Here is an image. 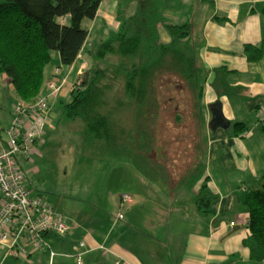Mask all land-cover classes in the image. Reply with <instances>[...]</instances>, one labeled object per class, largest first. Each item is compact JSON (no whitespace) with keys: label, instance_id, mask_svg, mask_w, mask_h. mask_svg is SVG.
Segmentation results:
<instances>
[{"label":"crops","instance_id":"0c3cea01","mask_svg":"<svg viewBox=\"0 0 264 264\" xmlns=\"http://www.w3.org/2000/svg\"><path fill=\"white\" fill-rule=\"evenodd\" d=\"M158 1L168 22L192 24V42L208 72L203 96L207 136L203 162L209 188L218 195L211 204L214 213L201 214L195 203L202 181L190 187L187 179L181 184V190L171 195L165 192L172 198L167 204L164 196L155 193L158 187L163 190L170 184L167 180L154 181L132 163L117 161L92 196L95 195L94 201L98 198V203L91 201L90 194L94 190H90L85 199L77 197L90 204V211L83 210L82 206L81 210L74 211V202L70 200L64 203V214L53 206L75 227L63 236H47L57 253L53 259L48 250L32 246L26 247V255L14 257H23L28 264H115L117 260L124 264H264V259H252L244 244V238L248 237L245 194L264 183V57L249 61L244 46L259 44L264 38V0ZM125 3L122 10V0L101 2L96 16L90 19L88 39L78 60L71 67H64L59 56L56 65L46 74L48 64L42 91L53 78L56 67H63L66 83L70 81L73 86L79 82V76L90 62L89 54L93 50H88L87 44L99 19L106 20L97 32V35L107 36L101 40L104 41L141 8L140 0ZM158 30L161 41L169 42L164 26L159 25ZM11 97L14 98L8 110ZM15 99L9 77L0 75V125L3 128L10 123ZM219 102L230 122L227 128L219 121L213 126L209 122L211 105ZM55 103L56 100L51 104L46 127L53 123ZM237 122L246 127L243 133H236L233 124ZM0 136L5 139L3 133ZM39 145H43V141L37 144L34 154L39 153ZM32 158L33 155L31 160L23 162L28 174L33 171ZM83 182L86 186L84 179ZM118 183L124 186L130 183V187H126L129 191L117 188ZM122 194H133V202L122 203ZM176 198L185 200L182 205L173 204ZM107 199L114 203L111 205L108 200L109 209L104 208ZM4 248L0 246V251ZM78 256L82 263H78Z\"/></svg>","mask_w":264,"mask_h":264},{"label":"trees","instance_id":"16d2710c","mask_svg":"<svg viewBox=\"0 0 264 264\" xmlns=\"http://www.w3.org/2000/svg\"><path fill=\"white\" fill-rule=\"evenodd\" d=\"M102 1L0 0V75L9 77L16 99L28 103L37 99L53 50L59 52L61 66L71 67L78 60L88 39L82 22L96 16ZM140 4L135 16L89 54L90 62L64 105L65 117L84 124V147L99 155L134 154L137 161L132 164L140 172H150L154 181L167 180L170 188L182 186L187 178L182 175L192 167L189 186L202 181L194 199L197 208L203 215L214 213L211 204L218 195L209 188L203 162L207 143L203 96L208 72L192 42L193 26L168 22L158 0H140ZM159 25L166 29L169 42L161 41ZM244 52L249 61L260 60L264 38L259 44H246ZM59 70L64 76L63 67H56L50 81ZM211 110V126L218 121L216 117L221 124H230L220 102L212 104ZM233 125L236 133L246 129L242 123ZM180 141L188 148L175 153L182 146ZM182 154L194 156L187 160V167ZM245 204L248 237L244 244L252 259L263 260L264 183L246 192Z\"/></svg>","mask_w":264,"mask_h":264},{"label":"built area","instance_id":"2783aa9c","mask_svg":"<svg viewBox=\"0 0 264 264\" xmlns=\"http://www.w3.org/2000/svg\"><path fill=\"white\" fill-rule=\"evenodd\" d=\"M66 84V76L59 70L37 99L28 103L15 99L9 125H0V246H7V254L26 255V243L35 249H46L53 259L56 254L46 239L49 233L64 235L72 231L63 214L55 211L41 193H35L24 161L31 160L37 144L44 142L47 116L51 104ZM122 203H132L130 194L121 195ZM123 218V215H119ZM78 263L82 259L78 256ZM115 264H124L117 260Z\"/></svg>","mask_w":264,"mask_h":264},{"label":"rangeland","instance_id":"374dc122","mask_svg":"<svg viewBox=\"0 0 264 264\" xmlns=\"http://www.w3.org/2000/svg\"><path fill=\"white\" fill-rule=\"evenodd\" d=\"M125 1L126 0H122V10L126 7ZM103 21L106 20L103 18L99 19L96 26V31L93 33V35L88 41V50H93L102 39H105L107 37L102 36V34L97 35V32L101 29ZM89 22L90 19L87 18L84 19L82 23V26L87 30L89 29ZM53 54L55 55L53 56ZM52 56L54 58L51 60L49 66L47 67L46 74L56 65V62L57 60H59L60 55L57 50H53ZM72 81L74 82V80ZM71 88L72 83L69 81V83H66L56 96V103L53 107V114L55 115L52 119L53 123H51L50 126L47 125L46 127L43 145H39V153L33 154V171L32 173L28 174L31 184L34 188V192L44 194L47 197L48 201L52 204V206H54L63 214L64 211L62 209H64V203L68 200L74 202V211L81 210L80 206L84 208L83 210L90 211V204L86 201L77 200V197L85 199V195L88 194L90 190H94L90 194L92 198L93 194L95 193V190L97 189V187H99V182L106 181L107 177L109 176V172L111 171V168L114 166V162L118 161L123 163H133V160L137 161V157L134 154L131 155V153L129 152H123L118 156H113L110 154L99 155L95 153V151L91 147L83 146L84 124L79 120H68L64 114V104L71 100ZM12 98L14 97H11L10 101L8 102L9 106H6L8 110L10 109V103ZM171 134L172 133L170 129L168 136L170 137ZM176 145H179V143ZM180 145L179 150L175 153L181 152L183 149L188 148L187 144H184L183 141H180ZM181 158L187 161L190 158H194V156H187L185 154H182ZM178 161L180 162L179 158H177V161H175V163L177 162L178 164ZM189 161L185 162V167H187L186 164ZM192 169L193 168L190 167L188 168V170L185 171L186 173L182 175L183 179H185V176H187L186 180L188 179V176ZM149 174L150 172H146L147 176ZM167 178L168 177H166V179ZM83 179L86 182V186L84 185ZM94 179L97 180L93 184ZM177 182L178 181L176 179L175 184ZM105 185L106 184L103 183V186ZM130 185V183H126L125 186L118 183L115 186L117 188L124 187L123 191L125 192L129 191V189L126 187H130ZM168 185L164 186L163 190L160 187L155 190L156 195H158L159 197H165L167 204H169L172 199L168 197L167 194L171 195V193H174L176 190H181V188L183 187H174L175 190L171 192V189L173 188H170ZM104 192L105 191H103L102 193ZM161 192H164V194L165 192L168 193L162 195ZM94 197L91 200L92 202L94 201ZM134 197L136 196L134 195ZM108 200L110 201L111 205H114V203L111 199H107V203L104 204V208L108 207L109 209ZM184 200L185 198H176L173 199L172 202L173 204L182 205V201ZM177 201L178 203H176ZM98 202L99 200L98 198H96L93 203ZM241 212L242 211L240 209L239 214H241ZM29 246H31L30 243L25 244V247ZM8 251L9 249L7 246H5L4 251H0V264H28L26 260L23 259V257H14L9 254L7 255ZM26 257L27 256H25V258Z\"/></svg>","mask_w":264,"mask_h":264},{"label":"water","instance_id":"95a60500","mask_svg":"<svg viewBox=\"0 0 264 264\" xmlns=\"http://www.w3.org/2000/svg\"><path fill=\"white\" fill-rule=\"evenodd\" d=\"M216 119H217L218 121H220V119H218L217 117H216ZM223 127H224V128L229 127V123H227V124L224 123V124H223ZM228 230H231V227H229Z\"/></svg>","mask_w":264,"mask_h":264}]
</instances>
